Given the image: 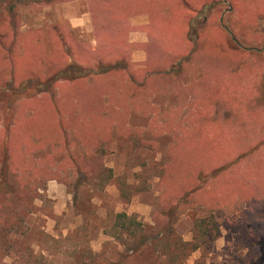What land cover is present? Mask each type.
<instances>
[{
  "label": "rangeland",
  "instance_id": "obj_1",
  "mask_svg": "<svg viewBox=\"0 0 264 264\" xmlns=\"http://www.w3.org/2000/svg\"><path fill=\"white\" fill-rule=\"evenodd\" d=\"M74 1L0 0V264H264V0L197 15L195 66L186 9L148 3L137 68ZM74 62L116 68L37 85Z\"/></svg>",
  "mask_w": 264,
  "mask_h": 264
},
{
  "label": "crops",
  "instance_id": "obj_2",
  "mask_svg": "<svg viewBox=\"0 0 264 264\" xmlns=\"http://www.w3.org/2000/svg\"><path fill=\"white\" fill-rule=\"evenodd\" d=\"M154 1L155 0H76L71 4H64L63 6L59 7L64 8V13H66L67 15V17L65 18L72 28H79L81 30L90 32V30L94 29V26L99 29H101V26L103 28L111 26L114 30H121V32H117L121 36H126L128 34V39L124 40L122 37H120V41H113L110 44L113 45V47L119 46L122 49H124V47L126 46H129L130 48L132 47V50H130V62L137 63L136 65H134V67L137 68L139 66H144L142 65L143 62L150 61L151 55L149 51L147 52L145 49L147 45L152 44V42L156 40L154 38H151L153 37L152 33L150 35V33L146 32L145 30V27H147L151 23V15L150 17L148 15L150 13V9L148 8L147 10L146 5ZM177 2L182 9H186L185 12L182 13L184 14L183 23L185 26L183 29V36L191 42L192 46L190 52L182 56L181 54L172 56L173 59L177 62L181 61L182 59H189V63L194 62L195 66L198 60L197 56H199L195 51H199L200 49L205 48L206 43L212 44L213 41L210 37L207 39H204L203 37L206 32L209 33V29L207 28L211 17L208 20L207 26H205L204 28H200L198 37L196 39L191 38L190 35L193 24L192 21L197 15L202 14V12L211 10L214 4L218 1L207 0L205 3H203L202 6L192 4L188 0H177ZM122 7L126 9L127 13H124L122 16H120V14H122ZM154 36H156V34H154ZM215 44H220V42ZM168 50H170V48H168ZM125 51L126 50H124V52ZM244 59L247 58L242 57V60ZM107 66L109 67V65ZM177 66H179V64H174L173 67L168 68L167 71H171L173 68L178 69ZM110 71L104 72L100 75H104L105 73H108ZM186 84L188 85V82ZM47 92L48 91H42V93L39 94L40 97L48 95ZM48 105V120L50 121L51 111H53L56 115V103L53 105V107L51 103H49Z\"/></svg>",
  "mask_w": 264,
  "mask_h": 264
},
{
  "label": "trees",
  "instance_id": "obj_3",
  "mask_svg": "<svg viewBox=\"0 0 264 264\" xmlns=\"http://www.w3.org/2000/svg\"><path fill=\"white\" fill-rule=\"evenodd\" d=\"M114 41H120V37L117 33H115V40ZM105 66H106V69L103 68V69H105V70H103V69H101V66H97V68L95 69V68L84 67L83 65H81L79 63H75V62L70 63L69 65L65 66L64 68L56 71L53 75L49 76L45 81H42V82L39 81L37 83V85L39 84V87H42V88H44L45 86L53 87L58 80H77V79H81V78H86V77H88L90 75H94V74H103L104 72L114 70L116 68V66H109V67L107 65H105ZM34 84L36 85V82H34ZM48 87H46L47 90H43V91H48L49 90ZM117 218L125 220V218H129V215L126 212H121V213H118ZM130 221H131V223H133L132 219ZM147 239H148V237H146V234L142 235V241L145 242V240H147ZM141 244H142V242H141Z\"/></svg>",
  "mask_w": 264,
  "mask_h": 264
}]
</instances>
